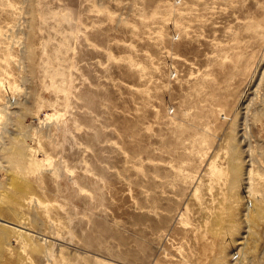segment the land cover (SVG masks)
Segmentation results:
<instances>
[{
	"label": "rangeland",
	"instance_id": "obj_1",
	"mask_svg": "<svg viewBox=\"0 0 264 264\" xmlns=\"http://www.w3.org/2000/svg\"><path fill=\"white\" fill-rule=\"evenodd\" d=\"M0 219V264H264V0H0Z\"/></svg>",
	"mask_w": 264,
	"mask_h": 264
},
{
	"label": "bare ground",
	"instance_id": "obj_2",
	"mask_svg": "<svg viewBox=\"0 0 264 264\" xmlns=\"http://www.w3.org/2000/svg\"><path fill=\"white\" fill-rule=\"evenodd\" d=\"M233 148V147H232ZM231 148V149H232ZM235 148V147H234ZM230 161H231V164H230V169H231V172H232V175L235 177L236 176V171H237V166H236V164H237V162L235 161V159H230ZM236 163V164H235ZM229 164V163H228ZM251 180V179H250ZM233 181V180H232ZM249 183V182H248ZM251 191H252V184H250V186H249V192L251 193ZM3 224H2V223ZM0 225H2L3 227L4 226H8V227H13V228H15L16 229V227L17 226H15V225H9V224H7V223H4L1 219H0ZM6 229V228H5ZM4 228H3V230H5Z\"/></svg>",
	"mask_w": 264,
	"mask_h": 264
}]
</instances>
